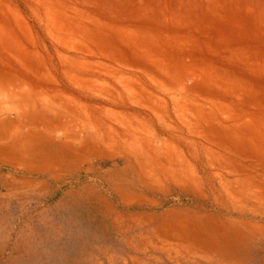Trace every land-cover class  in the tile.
Segmentation results:
<instances>
[{
    "label": "rangeland",
    "instance_id": "obj_1",
    "mask_svg": "<svg viewBox=\"0 0 264 264\" xmlns=\"http://www.w3.org/2000/svg\"><path fill=\"white\" fill-rule=\"evenodd\" d=\"M0 23V264H264V0Z\"/></svg>",
    "mask_w": 264,
    "mask_h": 264
},
{
    "label": "crops",
    "instance_id": "obj_2",
    "mask_svg": "<svg viewBox=\"0 0 264 264\" xmlns=\"http://www.w3.org/2000/svg\"><path fill=\"white\" fill-rule=\"evenodd\" d=\"M0 24H2V23H0ZM1 30H4V25H0V32H1ZM71 90V92H72V96H74V97H79V95H78V89H70L69 88V91ZM76 91V92H75ZM75 92V93H74ZM81 97V96H80Z\"/></svg>",
    "mask_w": 264,
    "mask_h": 264
}]
</instances>
